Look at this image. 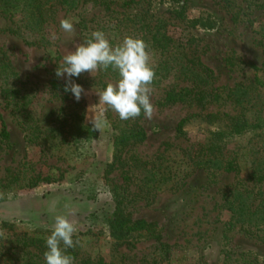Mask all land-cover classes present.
<instances>
[{"label":"rangeland","instance_id":"1","mask_svg":"<svg viewBox=\"0 0 264 264\" xmlns=\"http://www.w3.org/2000/svg\"><path fill=\"white\" fill-rule=\"evenodd\" d=\"M83 1L80 0L76 10L59 11L55 23L45 28L51 46L28 45L32 40L28 30H22L24 37L0 33V49L6 60L19 80L31 89L27 111L33 122L29 121L28 126L36 125L41 138L29 142L28 132L21 123L24 111L3 108L1 104L0 112L10 140L0 142V264L10 263L9 253H16L12 250L17 238L33 235L34 231H50L57 215L66 216L76 228L73 240L79 243L75 246L78 255L74 264H83L87 257L91 260L103 257L110 264H234L240 263L244 255L264 264V241L247 238L238 229L224 231L228 215L219 208L221 190L232 183L233 174L218 173L210 178L206 170L188 164L181 157V150L193 149L199 141L208 139L216 124L208 125L198 117L191 118L184 126V137L178 136L177 124L194 114L228 109L210 107L201 111L181 104L163 105L168 83L151 87L153 117L148 120L142 113L139 125L145 138L133 151L142 161H152L163 153L155 164L161 165L160 172L174 178V182L158 185L150 199L134 201L128 211L133 220L156 223L162 231L161 242L172 251L164 258L159 252L160 243L155 240L116 246L106 219L114 207L110 189L113 184L123 183L127 167L117 160L116 169L108 176L112 181L106 184L104 169L118 155L120 146L116 147L113 141L117 132L107 118L109 108L99 103L95 94L101 89L91 84L100 82L96 72L80 75L88 84L83 87L87 93L83 94V117L91 125L97 117L106 124L97 129L95 138L73 145H59L52 132L64 105L50 92L56 69L64 55L84 43L93 31H102L106 19L102 8ZM147 1L138 10H144L154 21L165 20L167 31L175 40H191L195 55L212 71L215 86L232 89L239 83L248 85L256 74L264 82V10L251 5L249 0ZM66 18L73 23L71 33L60 27V20ZM206 19L213 23L211 29L201 25ZM81 20L87 26L84 31L79 28ZM12 21L18 23L19 16L16 14ZM10 25L11 21L0 17L1 30ZM104 29L107 39L112 38L114 34ZM153 57L150 55L151 64ZM251 66L260 70L255 74ZM57 80L63 83L65 77ZM101 81L116 82L107 78ZM260 95L259 105L264 107L263 88ZM252 143L249 135L235 136L229 140L228 148L242 151L254 148ZM38 176L49 177L50 183L39 182L29 187V180ZM177 178L182 181L175 188ZM138 183L131 188L134 190Z\"/></svg>","mask_w":264,"mask_h":264},{"label":"trees","instance_id":"2","mask_svg":"<svg viewBox=\"0 0 264 264\" xmlns=\"http://www.w3.org/2000/svg\"><path fill=\"white\" fill-rule=\"evenodd\" d=\"M92 3L95 7L102 8L106 19L103 22L102 32L106 28L113 33L108 38L111 45L120 43L124 36H133L142 39L148 46L150 55L153 54L152 66L155 71V79L151 87H159L168 83V89L164 94L163 105L181 104L189 108H198L201 111L210 107L217 109H228L223 112L194 114L181 120L176 126L179 137L186 136L184 126L191 118L198 117L208 125H215L209 138L201 140L191 148L181 150L183 160L192 166L206 170L210 178L219 174H233L232 183L221 190L219 208L228 215L224 223V231L231 232L238 229L245 237L264 241V107L259 105L260 89L264 82L256 72L260 70L251 66L255 72L252 83L234 85L232 89L215 86V78L212 71L203 65L192 49V41L181 42L175 40L167 31L168 23L165 20L150 19L142 9L147 0H84ZM251 5L264 10V0H249ZM80 0H0V17L11 21V25L0 33H8L18 37H24L22 30H28L31 34V42L28 45L41 47L51 46L50 39L46 36L45 28L55 23L59 11L69 12L76 10ZM130 12L129 10H134ZM121 10V11H120ZM19 16L18 23L12 19ZM201 25L208 29L213 23L206 19ZM81 31L87 29L85 21L79 23ZM100 82L91 84L104 89L107 83L102 78L117 81L119 75L111 67L107 70L96 72ZM50 83V92L64 105L58 114V123L52 130L53 137L59 145H73L95 138L97 129L84 121L83 110L85 99L82 94L77 101L73 94L64 91L65 82H59L57 76ZM72 80L82 86L88 85L85 80L73 77ZM26 83L19 80L18 74L4 53L0 49V107L24 111L22 126L28 132L26 138L29 142L39 141L36 125L28 126L30 113L27 107L30 104V91ZM28 91V94L27 92ZM113 130L117 132L113 141L118 148V155L107 164L103 179L111 183L109 175L116 169V161H121L125 177L120 185L113 184L112 192L114 207L107 216L109 234L116 240V246H131L145 240L159 242V252L168 258L172 248L161 242L162 231L154 222L133 220L128 211L130 204L136 200H148L154 194L158 185L174 182L171 176L165 177L162 166L155 164L164 154H158L152 161H142L134 155V146L141 143L145 138L143 128L139 125V117L129 120H121L114 111L109 108ZM30 122H33L32 119ZM249 135V140L254 148L248 147L242 152L239 148L230 150L229 140L235 136ZM10 140L6 123L0 112V142L8 143ZM256 145H259L256 147ZM167 150V148H166ZM159 165V167H158ZM148 166H150L148 168ZM143 175L141 179H139ZM178 179V178H177ZM49 177L40 176L30 179L28 186H35L39 182L50 183ZM134 190L131 186L135 182ZM182 179L175 181V188ZM174 185L172 187H174ZM50 231H34L33 235L17 238L12 251L9 253V264H45L43 257L46 251L45 237ZM227 239V238H226ZM74 261L77 259V250L67 249ZM234 264H260L258 260L248 255ZM243 256V257H244ZM247 257V258H246ZM83 264H110L103 257L94 260L85 258ZM239 262V261H236ZM205 264V263H204Z\"/></svg>","mask_w":264,"mask_h":264},{"label":"clouds","instance_id":"3","mask_svg":"<svg viewBox=\"0 0 264 264\" xmlns=\"http://www.w3.org/2000/svg\"><path fill=\"white\" fill-rule=\"evenodd\" d=\"M60 27L64 32H73L70 19H61ZM109 67L117 71L119 79L109 82L95 94L99 103L106 105L121 120L139 117L143 111L146 119L153 117L154 106L150 101L151 85L155 79L154 67L150 63L147 44L140 38L124 36L115 46L111 45L102 31H93L91 37L78 44L74 50L64 55L55 75L65 77V92H71L79 101L82 94H87L81 85L72 78L82 73L93 74ZM107 110V109H106ZM93 127L100 130L106 121L97 117L92 121ZM76 232L74 224L63 215L54 217L50 235L46 236V251L43 253L45 264H74V258L67 249L74 248L79 241L73 240Z\"/></svg>","mask_w":264,"mask_h":264}]
</instances>
